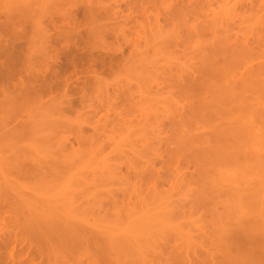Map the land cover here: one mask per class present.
<instances>
[{
  "label": "rangeland",
  "instance_id": "1",
  "mask_svg": "<svg viewBox=\"0 0 264 264\" xmlns=\"http://www.w3.org/2000/svg\"><path fill=\"white\" fill-rule=\"evenodd\" d=\"M49 1L0 0V38L15 40L19 37V34L14 37L15 33L21 35L24 26L25 29L27 27L24 32L31 34V22L37 21L36 18L45 11L41 18L43 25H50L45 24L49 28L41 26L43 30L49 29L51 36L52 31L54 35L61 34L58 28L63 36V32L69 30L66 34L78 38L80 52H84L85 58L88 57L86 62L93 59L95 65L93 67L92 62L91 65L97 75L94 73V78L90 76L92 80L88 78L89 83H85L87 87L85 91L82 90L85 92L84 104L79 102L83 93L80 88L85 87L82 80L91 75L90 68L79 72L82 75L88 71L86 76H80L83 79L79 83L74 80L79 75H72V81H75L72 84L78 85L76 93H69L77 97L76 100L72 97L76 101L73 110L59 113L54 112L52 106L48 107L50 130L57 133L61 143H65L67 136L70 137V141L62 146L71 148L72 144L75 149V153L63 163L66 165L64 173L44 178L42 184L34 183L35 179L29 177L21 178L18 182L33 185L36 197L47 201L49 198L57 200L55 206L59 207L62 215L78 212L81 223L101 236H107L106 242H109L101 243V250L105 254L100 252L97 256L106 264H224L238 260L234 256L237 251L231 252L232 256L228 255V249L218 242L225 235L224 231L229 230L226 234H230V231L240 230L264 215V0H62L60 4L58 2L59 5L52 0L58 6ZM24 4L43 12H35L37 14L31 17L29 8L24 14ZM42 5L48 7L43 8ZM52 7L61 11L56 10L51 16L47 13L54 11ZM94 8L96 11H93ZM98 9L100 14L97 13ZM21 21L23 24L19 23ZM14 23L22 26L15 28ZM79 37L84 38L80 40ZM85 37L87 40H83ZM223 44L225 46L221 51L219 49ZM234 45H238V48ZM239 46H242L241 49ZM210 49L223 56L210 52L216 58L211 59L215 57L212 54V57L208 56L209 60L206 56ZM226 49L230 55H227ZM64 57L61 55L62 61H59L62 64L67 60ZM103 58L104 66L99 63ZM248 59L252 67L248 65ZM247 62L246 68L249 66L248 69L252 70L249 73L245 68V74V69L239 70L242 71L241 79L240 72H235L236 68H243ZM62 64L55 68L62 69ZM73 69H68L66 75ZM212 72L217 75L213 76ZM218 74L221 77H217ZM236 74L239 75L237 78L234 77ZM209 79L213 80L209 83ZM225 79L229 80L228 83ZM194 80L199 89L195 87ZM206 80L212 90L206 88L209 87ZM235 81H238V85ZM243 81L248 83L245 98L243 96L236 101L235 98L247 88V83L244 85ZM72 84V88L75 87ZM187 84L190 85L189 90L192 86L195 91L184 90L183 87L187 89L189 86ZM236 86H240V90L242 87L243 92L238 89L237 92ZM201 90L204 95L201 93V97H196ZM216 91L218 93L215 95L218 96L214 97L213 92ZM202 97L206 98L205 103ZM208 101L209 106L206 105ZM221 102L234 105L231 107L236 111L230 106L225 108ZM217 104L223 105L224 110ZM216 105L219 108L214 109ZM227 109L234 110L231 120L235 119L232 121L236 122V127H233L236 131L233 132H239L237 142L232 147V133L231 138L228 133L229 130L232 132V128L228 129V123L224 121L227 119L231 123ZM43 112L44 109H38L37 115ZM212 112L216 113H213L216 117L221 112L217 121H214V115L211 117ZM225 113L228 118L224 117ZM203 120L206 124L201 125ZM217 124L220 125L212 130V126ZM198 127H202L203 131L200 128L198 131ZM221 127L228 132L222 133ZM205 128L211 131L207 132ZM204 130L208 137L214 138H209L214 146L209 141V145L206 144L208 137ZM194 131L199 133L197 137ZM77 135L81 136V141L84 139L82 143L75 141ZM227 136L230 140H227ZM221 139L228 141L230 146ZM222 143L228 146L225 150L220 148ZM219 149L234 152L233 162L224 161L232 153L227 150L228 155L224 159L222 156L226 152H219ZM40 150L44 153L45 147H40ZM209 152L214 161L207 157ZM217 153L222 154L221 158ZM209 163L213 164L211 168ZM9 229L11 232L14 230ZM5 231L9 232L8 228ZM4 232L1 236L7 242L12 233L6 232V237ZM114 242L116 247L112 249L110 246H114ZM122 244L125 246L122 247ZM108 245L107 249H103ZM105 250H108L107 254ZM83 253L81 257L78 255V262L83 255L86 257L82 260L83 264H88L92 256L87 258L88 254ZM70 258L73 261L72 255Z\"/></svg>",
  "mask_w": 264,
  "mask_h": 264
},
{
  "label": "bare ground",
  "instance_id": "2",
  "mask_svg": "<svg viewBox=\"0 0 264 264\" xmlns=\"http://www.w3.org/2000/svg\"><path fill=\"white\" fill-rule=\"evenodd\" d=\"M55 1L57 2V4H58V2L60 4V1H62V0H55ZM55 1L50 0L49 2L51 4V3H55ZM63 1H65V0H63ZM46 2H48V1H46ZM24 3H26V2H24ZM43 3L44 2H42V4ZM30 4L33 5V3H31V2H30ZM30 4H24L25 6H24L23 11L26 9L24 11V14H26L28 10H31L32 15L30 14V16L32 17V16H35L37 14V13L35 14V12H39V14L43 12L40 9L37 11L36 8H33L31 6H30L31 8L28 7V5H30ZM48 4L49 3H47L46 5H48ZM39 6H41V4ZM42 7L44 8V7H48V6L42 5ZM55 7H52V8H54V11L51 9L52 14H51V12H49L47 14L52 16L53 13H56L55 11L56 10L58 11L59 9H57V8L55 9ZM94 10H95V8L93 9V11ZM59 11H61V10H59ZM89 12H91L90 9H89ZM66 13L67 12H65V15L67 16L68 13L67 14ZM91 13H93V12H91ZM97 13H99V9L97 10ZM44 14H45V11H44ZM43 15H41V17L39 16V18L37 17L36 18L37 21L32 20L33 22H31V23L33 26L32 27L33 32L32 31L30 32L31 34L33 33L32 36H31V34H28V35H30V36H28L27 32L26 33L24 32L27 29V27L25 29V26H24V30H22L24 33L22 31H20V32H22L21 35L19 32L15 33L14 37H17L16 35L19 34L18 35L19 37L17 39L15 38V40H14V38L12 39L10 37L9 38L6 37L5 39L0 38V174L2 175L0 178V228H1L0 229V264H83L82 260L86 259V257L83 255H82L83 259H81V261L78 262V258L81 257L80 254L83 252H84L83 253L84 255H85V253H86V255L88 254L87 258H89L90 255L92 256V257H90L92 261L90 259H88V260H90L88 262V264H106V263H104L105 262L104 260H103V262L101 260H98L99 258L97 256L100 254V252L104 253V250H101L102 249L101 243L107 244L109 242V241L106 242L108 239L107 236H105V237L101 236L100 233L93 231V230H90L89 227H87L83 223H81L79 221V217H78L79 213L78 212L77 213L71 212V213H67L66 215H62V213L60 211H58L59 207L55 206V203L57 202V200L52 201L49 198L47 201V200L41 199L39 197H36V194H35L36 188L33 185H27L26 186V185H22L21 183L18 182V180L21 178H28L29 177V178L35 179V180H33L34 183H38V182L41 183V182H43L44 178H47L50 176L56 177L57 175L64 173V168H66V165H63V163L66 161V159L70 158L73 155V153H75V149H74V145H72V144H71V148L64 146L67 141H70L69 140L70 137L67 136L66 138L68 140L65 138L66 139L65 143H63V141L61 143V139H59L60 137L57 135V133L50 130L51 129V120H50V117H48L49 116L48 107L52 106L53 111L59 112V113H64V112L66 113L70 109L73 110L72 107H73V105L76 104L75 103L76 101H74V99L76 100L77 97L75 98L73 96V94L70 95L69 93L70 92L76 93V91L78 89V87H77L78 85L72 84L75 82V81H72L73 80L72 75L73 74L75 76L77 74L79 75V76H77V78H74V80L76 79L79 83L80 79L82 78V77L80 78V76H86L87 75L86 72H88V71H86V72L84 71V73L86 75L85 74L81 75L80 73H83V70L85 68L91 69V75L88 74L89 76L85 77V80H82L84 82L83 83L84 85L83 84L82 85L85 86L84 88L82 86H80V87H82V88H80L82 91L87 87L86 86L87 83H89V80L92 77L94 78L93 75H95L97 72L95 69L93 70L92 65H91V62L93 64V59H91V61L87 60V62H86V59L88 57L85 58L83 55L84 52H83V54L80 52V49L78 48L79 46L77 45V42H78L77 39L78 38H76L74 36H72V37H74V38H72L71 35L69 36L66 34V32L69 31L68 28L66 29L68 31H66L64 29V31H66V32H63L64 36L61 35L62 30L60 28H58L59 32L61 33V34L59 33L60 34L59 36L57 34L54 35V33L52 31V34L54 35V36L52 35L53 37L49 34V31H48L49 29L43 30V27H41V26H44L45 24L50 25L49 23H45L43 25V20H42ZM26 16L28 17L29 15H26ZM55 16H57V15H55ZM59 17H61V16H59ZM22 19L24 20V18H22ZM22 21L19 23H22ZM26 22H25V24H26ZM70 22H71V20H70ZM29 23H30V21H29ZM10 25H11V23H10ZM14 25H15V23H14ZM17 25L18 24L15 25V28L17 27ZM19 25H21V24H19ZM48 25H45L44 27L49 28V27H47ZM68 26H70V25H68ZM20 27L17 29H20ZM9 28L10 27H8V29ZM53 28H55V27H53ZM56 33H57V31H56ZM79 33H80V30H79ZM55 36L58 37L57 40H56ZM79 38L81 40L84 37H82V38L79 37ZM83 40H87L86 37ZM58 42L61 43L60 46L58 45ZM228 42H231V40ZM85 44H87V41L85 42ZM56 45H58L59 47H57ZM241 45H243V44H241ZM224 46L225 45L223 44V46H221L219 50H221L222 48L224 49ZM234 46H237V48H238V45H234ZM241 47H240V49H241ZM249 48H250V46H249ZM251 49L252 48H250V50ZM216 50L217 49H215V51ZM233 50H235V49H233ZM83 51H84V49H83ZM221 51H223V50H221ZM226 51H227V49H226ZM229 51L231 52L230 49H229ZM238 51H237V54H238ZM210 52H213V51L210 49V51L206 57H208L210 55ZM235 52H234V54H235ZM213 53H216V52H213ZM213 53H211V55ZM222 53L226 56L225 52H222ZM228 53H227V55H230V53L229 54ZM250 53H251V51H250ZM231 54L234 55L233 53H231ZM237 54H235V56ZM239 54H240V52H239ZM61 55H65L64 58L67 59L66 62L64 61L65 62L64 64H62V62H59V61H62V60H60ZM211 55H210V57H212ZM217 55H219V53L218 54L216 53V56ZM213 56H215V54H213ZM216 56L214 58H211V59H215ZM222 56L223 55L221 54L220 57H222ZM235 56H233V58ZM226 58H228V57L226 56ZM208 59H209V57H208ZM230 60L231 59H229V61ZM221 61H223V60H221ZM205 62H207V61H205ZM99 63H101L102 66H104L105 65V59L103 58L102 60L99 61ZM222 63L224 64V62H222ZM228 63H226V64H228ZM61 64L63 65L62 69L58 70L57 68H55L56 66L61 65ZM97 64H98V62H97ZM215 64H217L216 67H218V63L216 62ZM219 64L222 65L220 62H219ZM234 64H235V60H234ZM247 64H248V62L243 65L244 66L243 68H241V67L239 69L236 68L238 71L236 70L235 72L237 73V72H240L239 70L245 69L246 68L245 65H247ZM250 64H252L251 61L248 65H250ZM253 64H256V63H253ZM94 65L95 64H93V67H94ZM207 65H209V62ZM220 65H219V67H220ZM79 66H80V69H79ZM230 66H231V64H230ZM230 66H228V67L230 68ZM250 66L252 67V65H250ZM72 67L74 68L73 71L71 72L72 74L69 72L70 74L66 75V72L68 71V69H71ZM201 67H203V65ZM248 68H249V66H248ZM248 68H246V69H248ZM259 68H261V67H259ZM208 69H209V67H208ZM223 69H225V68L223 67ZM246 69H245V71L242 70L244 72L243 74H245L247 72ZM249 70L250 69H248V72H249ZM251 70H252V68H251ZM204 71H207V70H204ZM223 71H221V72H223ZM242 71L239 73V74H241V79L243 78L242 77ZM213 72H212V74L214 76L215 72L214 73ZM226 72L228 73V71H226ZM192 73H194V71ZM196 73H197V71H196ZM216 73H218L217 69H216ZM229 73H231V72L229 71ZM198 74H199V72H198ZM206 74H207V72H206ZM232 74H234V73H232ZM90 76H91V78H90ZM200 76L202 77V75H200ZM203 76H206V75L203 74ZM236 76H239V75L236 74L234 77H236ZM217 77H221V75L218 74ZM88 78H90V79H88ZM195 78H197V77H195ZM227 78H229V76ZM14 79H15V81H14ZM199 79L197 78V80H199ZM217 79L219 81V78H217ZM16 80H17V82H16ZM202 80H203V78H202ZM243 80H245V78ZM248 80L249 79L247 78L246 81H248ZM200 81H201V79L199 80V82ZM211 81L209 79V83ZM228 81L229 80H226L225 82L228 83ZM238 81H235L234 83H237V85H238ZM203 82L204 81H202V83ZM206 82L209 85V87H206V88L211 89L210 84L208 83V80H206ZM240 82H239V84H240ZM85 83H86V85H85ZM193 83L195 85V83H196L195 80ZM193 83H192V85H193ZM243 83L245 85L247 82L245 83L243 81ZM243 83H241V84H243ZM71 84L73 86H75V87H73L74 89L72 88ZM189 84H191V83H189ZM189 84H187V85H189ZM215 85H216V82H215ZM232 85H233V83H232ZM201 86L203 87V85H201ZM205 86H207V85H205ZM240 86H236L237 87L236 90L238 88H240ZM189 87H190V85L187 87V89L185 87H183V89L188 90V92L191 89H192V91L194 90V88L192 86L189 90L188 89ZM195 87L199 89V87L197 85H195ZM213 87L214 86H212V88ZM246 87L247 88L243 87L245 89L244 92H243L242 87H241V90L238 89L241 92H243V94H241L242 95L241 96L239 93H237V94H239L240 97L238 96V98H235V99H237L236 101L241 100L242 97L244 95H246V92L248 89V83L246 84ZM226 88L228 89V87H226ZM215 89L216 88H214L213 90H215ZM230 90H231V88H230ZM238 90H237V92H238ZM202 91L203 90H201L200 93L198 92L196 97L202 95L203 94ZM221 91H220V93H221ZM224 91H225V88H224ZM217 93H218V91H216V93L213 92L214 97L218 96V95H215ZM84 94H85V92H83L79 97L80 98L79 102L81 104H84V102H85V100H84L85 95ZM188 94H190V93H188ZM237 94H234V96L235 95L237 96ZM213 95H211L210 97L212 98ZM227 95L230 96L229 93ZM58 96H59V98H58ZM186 96H187V94H186ZM72 97H74V99ZM226 97H228V96H226ZM220 98H222V96ZM243 98H245V96ZM202 99H203L204 103H205V101H207L206 98L202 97ZM225 99H227V98H225ZM235 99H234V97H232L233 101ZM211 100H214V99H211ZM230 102H231V100H230ZM234 102H233V104H234ZM199 103H200V101H199ZM208 103H209V101L206 104L207 106H209ZM219 103H220V101H219ZM222 103H224V102H221V104ZM228 103H229V101H228ZM211 104H212V102H211ZM217 105L220 106L219 104H217ZM217 105L214 106V109L218 107ZM222 106L223 105H221V107ZM227 106L229 107L230 105H226L224 103V107L227 108ZM231 106L233 107L234 105L231 104ZM224 107H222L223 110H224ZM232 107H231V109H234ZM242 107H243V105L240 108H242ZM205 108H207V107H205ZM208 108H211V107H208ZM38 109H44V112L42 114L37 115ZM203 109L204 108H202V110ZM228 109H227L228 112L227 111L226 112L230 113V114H227V116L230 115L228 117H230L229 119L231 120V117H233L231 112H233L236 108L233 111L232 110L230 111ZM246 109H248V108H246ZM216 111L217 110H215V112ZM241 111H242V109H241ZM215 112H212L211 117L214 115L213 113H215ZM220 113L217 115V117L215 116L216 115V113H215V115L213 117V119L215 118L214 121L218 120ZM248 113H250V112H248ZM194 115H197V114H194ZM243 115H245V113H243ZM206 116H208V115H206ZM222 116L220 119H222ZM198 117H200V116H198ZM224 117H226V113H225ZM228 117H226V118H228ZM244 118H246V116ZM207 120H208V118H206V121ZM223 120H221L222 121L221 125L224 124V121H226L225 123H228V124L230 122V121L228 122L227 119H225L224 121ZM232 120L235 121L234 118ZM232 120H231V123L234 122ZM206 121L203 120V122H202L203 124H201V125H204V123L206 124ZM211 122H213V121H211ZM207 124H208V121H207ZM210 124H212V123H210ZM228 124H227V127H228V129L232 128L231 129L232 132H230V130H229V132L226 131V129H227L226 126H225L226 129L225 128L223 129V127H224V125H223V127H221L223 129L222 133H224V131H225V133L228 132L229 137L232 133L231 137L233 139L230 137L231 138V140H230V138L227 136L228 139L226 137L225 138L227 140H230L231 144L228 141H226L225 139L224 140L221 139L222 140L221 142L226 141L225 143L228 142V146L231 145V147H232L233 146L232 144L235 145L236 144L235 142H237L239 132H237V134H234L236 132H233V131H236V129L233 128V127H236V125H235L236 122H234V124H231V125L229 124L230 126ZM219 125L220 124H217L215 126L213 125L212 130L214 129V127L219 126ZM202 127L204 128V126H202ZM202 127L201 128L198 127L197 130L200 128V130L202 129V131H203ZM205 129H207V128H205ZM200 130H198V131H200ZM208 130H209V128L207 129V132H208ZM195 131H194V133H195ZM209 131H211V130H209ZM198 134L199 133H197L195 136L197 137ZM204 134H206V131L204 132ZM204 134H203V136L202 135L201 136L204 137ZM217 134H218V132H217ZM222 135H224V134H222ZM225 135H227V134H225ZM206 136H207V134H206ZM215 136H216V134H215ZM217 136H219V134ZM207 137H206V140H207ZM236 137H237V139H236ZM80 138H81V136L79 135V137H78V135H77L75 137V141L77 140L79 143H82L84 141V139H83V141H81ZM199 138H201V137H199ZM209 138H212V137H210V136L208 137L206 144H208L210 142ZM212 139L214 140V138H212ZM217 139H220V137L216 138V140ZM202 140L203 139H201V141ZM216 140H215V142H216ZM198 141H197V143H198ZM204 141H205V139H204ZM221 142L219 141V143H221ZM70 143H72V142H70ZM225 143L224 144L222 143L223 145L221 144V146H220V148L222 147L223 150H225V148L228 147V146H226V147L224 146V145H227ZM62 144H64V145L62 146ZM209 144H212V143L210 142ZM216 144H218V143L216 142ZM31 145L33 146V148H31L32 147ZM205 145H204V148H205ZM42 146L45 147V150L43 151L44 153H42V150H40V147H42ZM211 146H214V144H212ZM209 148H210V146L208 147V149ZM213 148L215 149V147H213ZM218 148L219 147H217V149ZM205 150H207V149H205ZM223 150L219 149V152L223 151ZM227 150L223 151V152H226L225 155H223V156H222V154H220V155L218 153L217 154L219 155L220 158H221V156H222V158H224V157L229 158L230 155H228V153H232L231 154L232 156H230V158H232V159H230V158L229 159L224 158L225 160L222 159L224 161L228 160L229 163H232L233 160L235 159L234 158L235 153L232 151L230 152V150H232V148L230 150H228V153H227ZM217 151L218 150H216V152ZM205 152L207 153V151H205ZM213 152L214 151H212V153ZM210 153L211 152H209V154H207L208 155L207 157L208 158L210 157L209 160L211 158H213L210 156L211 155ZM214 154H215V152H214ZM212 156H214V155H212ZM215 158H218V157H215ZM211 160H213V159H211ZM209 164H208V166H209ZM211 165L213 166V164H210V166H209L210 168L212 167ZM217 166H219V165H217ZM214 167H216V166H214ZM214 167H213V169H214ZM36 176L38 177L37 179H36ZM25 189H27L29 191H27V190L25 191ZM32 193H34L35 196ZM57 199H59V198H57ZM61 206H63V204H61ZM72 206H74V205L72 204ZM66 207L71 208V206L70 207L65 206V208ZM73 208H76V206ZM84 221L86 222L85 219H84ZM88 225H90V224H88ZM90 226H92V225H90ZM9 227L11 229L13 228L14 230L13 229L12 230L14 232L13 231L11 232ZM7 228L9 230V232H11L13 234V237H12V234L10 233L11 237H9L8 238L9 240H7V242H6L4 240L5 238H3L1 235L3 234L5 229H7ZM253 229H255V230H253ZM252 230H253V232H252ZM21 231H23V232H21ZM226 231L229 232V230H226ZM226 231H224L225 232V235L223 236L224 238L222 237L223 241L224 240L225 241L223 242L221 239V242H218V243H221V244L223 243L222 245H224V247H226L228 249L227 251H229V252H227V253H229L228 255L232 256L231 252L237 251L234 256L236 258H238V260H236V259L233 260L234 258L232 257L233 261H226V263L224 262V264H264V215H262L259 218V220H256L253 223H249L248 225H246L244 228H241L240 230H232V231H230L231 232L230 234H228V233L226 234ZM6 232H8V231L4 232L6 234L5 236L7 237L8 236L7 234L9 232L8 233H6ZM141 233H140V235H141ZM140 235L138 237H140ZM221 235H222V233H221ZM136 238H137V236L135 237V241H136ZM115 242H114V246H110L112 249L114 247H116ZM109 244L112 245L111 242ZM221 244H218V245H221ZM119 246L120 245H118V247ZM124 246L125 245H123L122 247H124ZM215 246H216V243H215ZM104 247H105V249H107L109 247V245L103 246V249H104ZM114 250H112V251H114ZM107 251H106V254L108 253ZM79 252H81V253H79ZM227 253H225V254H227ZM68 255H69V257H68ZM71 255L73 256L74 259H75V257H77V258L75 260L73 259V261H72V258H70ZM78 255L80 257H78ZM118 258H117V260H119ZM114 260H115V258H114ZM120 260H121V258H120ZM227 260H231V259H227ZM111 263L107 262V264H111ZM113 264H114V262H113ZM214 264H222V262H220V263L216 262Z\"/></svg>",
  "mask_w": 264,
  "mask_h": 264
}]
</instances>
